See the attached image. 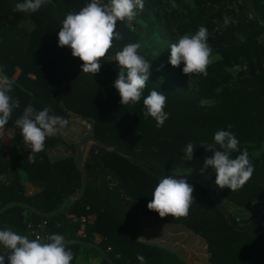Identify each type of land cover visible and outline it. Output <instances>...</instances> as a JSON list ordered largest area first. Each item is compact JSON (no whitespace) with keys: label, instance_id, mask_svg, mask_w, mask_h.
Returning a JSON list of instances; mask_svg holds the SVG:
<instances>
[{"label":"trees","instance_id":"obj_1","mask_svg":"<svg viewBox=\"0 0 264 264\" xmlns=\"http://www.w3.org/2000/svg\"><path fill=\"white\" fill-rule=\"evenodd\" d=\"M19 2L23 0H0V68L15 81L10 95L20 102L5 129L12 133L18 129L14 121L28 104L37 110L51 106L54 114L69 123L76 119L89 125L88 135L144 168L91 145L83 160L85 194L60 213L81 187L75 154L79 141L71 146L72 156L51 162L46 151L63 143L61 135L46 139L40 153L23 149L16 140L17 155L7 159L0 148V173L7 180L0 186V210L9 203H23L38 213L11 207L0 215V230L11 228L34 239L28 225L39 231L38 226L47 221V236L60 234L65 241L97 244L112 264H140L138 255L144 257V264H182L169 252L139 241L141 225L132 211L138 207L202 237L215 264H264V217L244 231L228 222L230 217L245 226L264 208V0H144V9L134 20L117 22L116 31L123 39L113 41L95 76L82 72V61L72 56L70 48L58 46L67 14L79 12L91 0H47L29 16L34 30L5 25L19 16L14 12ZM225 17L232 21L227 26ZM201 26L209 32L212 63L206 77L185 75L183 63L170 65V45ZM130 43L141 45L138 51L150 62V77L141 100L122 106L114 87L118 62L111 60ZM152 90L167 97L164 111L169 117L159 128L143 115V98ZM218 130L231 131L239 141V150L231 158L246 150L254 167L250 180L237 191L218 188L213 169L201 171L205 157L213 156L206 148L214 143ZM188 143L194 146L191 161L184 151ZM146 168L160 176L197 179L211 194L201 184L189 182L194 187L189 214L161 218L147 208L160 177ZM24 183L39 191L27 195ZM81 217L87 222L84 236L78 237ZM67 247L74 254L71 264L87 263L93 257L99 258L98 264H110L95 249L78 244Z\"/></svg>","mask_w":264,"mask_h":264},{"label":"clouds","instance_id":"obj_2","mask_svg":"<svg viewBox=\"0 0 264 264\" xmlns=\"http://www.w3.org/2000/svg\"><path fill=\"white\" fill-rule=\"evenodd\" d=\"M46 2L47 0H23L15 4L14 12L25 14L27 18L21 24L34 30L35 25L29 16L36 13ZM144 7V0H108L106 4L100 3V0H91V3L79 12L67 14L58 33V46L70 48L72 56L82 61V72L95 76L101 69L100 61L113 47V41L123 39L116 31L117 22H131ZM172 7L175 8L176 5L173 3ZM231 22L229 17L224 18V26ZM208 37V29L204 26L195 34L180 36L177 42L170 45V65L178 67L183 63L182 71L185 75L197 74L206 77L207 68L212 63V49L208 44ZM140 47L139 43L127 44L116 52L111 60L118 62V78L114 87L119 93L122 106L139 102L149 82L150 62L139 54ZM14 84L15 81L4 76L0 68V130L8 124L13 110L20 107L19 100L10 95ZM166 100L167 97L157 90H152L143 98V115L146 119L150 117L155 120L157 128L162 127L169 117L164 111ZM14 122L16 128L21 130L31 153L44 151L46 139L66 135L65 130L69 125V120L54 114L51 106L46 105L42 110H37L32 104H28ZM238 145L239 141L234 133L218 130L214 134V143L206 148L213 156L205 157L201 171L213 169L215 184L220 189L237 191L250 180L254 172L246 150L236 158H231V154L239 150ZM184 151L187 159L191 161L193 144L188 143ZM58 154H62V157L70 155L62 145H57L56 149L49 153L50 158ZM193 192V185L186 179L174 176L160 177L147 208L158 213L161 218L186 217L194 202ZM0 249H3L0 264H5V261L7 264H71L74 258L72 250L65 243V237L60 234H50L46 237L36 235L34 239H30L29 235L18 234L7 227L0 230ZM137 259L140 264H144L142 255H138Z\"/></svg>","mask_w":264,"mask_h":264},{"label":"crops","instance_id":"obj_3","mask_svg":"<svg viewBox=\"0 0 264 264\" xmlns=\"http://www.w3.org/2000/svg\"><path fill=\"white\" fill-rule=\"evenodd\" d=\"M27 17L23 13H19V16L12 18L9 22L5 23L6 26H18L29 27L25 24H21ZM66 135H61L63 139V148L70 153L67 157L73 155L71 146L80 141L83 137L90 133V126L80 122L78 120H70L67 127ZM19 144V143H18ZM91 145H87L84 149L83 160L87 158ZM17 141L10 130L5 128L0 130V148L7 154V159L17 155ZM57 146L50 148L46 151V155L49 161H59L67 158L62 157V154H58L53 158H50V151L55 150ZM91 180H94V174H91ZM24 190L27 195H33L39 191V189L30 184L24 183ZM135 218L141 225V232L139 234V241L143 244L154 246L163 249L172 254L182 264H215L211 262L210 255L207 251V244L205 240L191 232L189 229L180 224L166 223L159 218H156L149 214L142 208H132ZM94 217H91L90 221H93ZM97 241H100L99 239ZM91 261L99 262L95 260Z\"/></svg>","mask_w":264,"mask_h":264},{"label":"water","instance_id":"obj_4","mask_svg":"<svg viewBox=\"0 0 264 264\" xmlns=\"http://www.w3.org/2000/svg\"><path fill=\"white\" fill-rule=\"evenodd\" d=\"M90 144L96 145V146H98V147H100L102 149H105L107 151H110V152L119 154V155H121L123 157H126L134 165L143 167L141 164H139V162H137L136 160H133L132 158H130L129 156H127V154H125L124 152H122L120 150H117L115 148L110 147L109 145L105 144L104 142L96 139L94 136L88 135V136L84 137L83 139H81L77 143L76 148H75L76 163H77V166H78V169H79V172H80L81 187H80V190L77 191L74 194V196L70 199V201L65 205V207L62 210H60V213H63L64 210L70 208L73 205L74 202L80 200L84 196V194H85L86 187H87V176H86L85 169L83 167V150L85 149V147L87 145H90ZM146 170L149 171V172H151L147 168H146ZM151 173L154 174L153 172H151ZM154 175L157 176V177H163V176H160L158 174H154ZM174 178H183V179H186L188 182L199 183V184H201L207 190V192L209 194H211V191L209 190V188L203 182H201V181H199L197 179L190 178V177H174ZM212 198L215 200V202L219 206L220 210L225 213L224 208L219 204V202L215 199V197L212 196ZM14 206H21V207L26 208L29 211H33L35 213H38V211H36L35 209H33L32 207H30V206H28L26 204H23V203H9V204L5 205L0 210V215L3 214L5 211H7L9 208L14 207ZM263 217H264V208L259 213V215L255 218V221H251L249 224H247L245 226H238L237 224H235L233 222V220L230 217H228V222H229V224L234 229L239 230V231H244V230L252 227V225L254 224V222L260 221ZM65 243H66V245H68V244H78V245L83 246V247H87V248H90V249H95L96 251H98L101 254V256L105 260H108L109 261L106 252L101 247H99L97 244L86 243V242H83V241H65ZM109 263L112 264L110 261H109Z\"/></svg>","mask_w":264,"mask_h":264},{"label":"built area","instance_id":"obj_5","mask_svg":"<svg viewBox=\"0 0 264 264\" xmlns=\"http://www.w3.org/2000/svg\"><path fill=\"white\" fill-rule=\"evenodd\" d=\"M100 3L103 4V0H100ZM13 136L18 141L19 145L23 149H25L27 151H31L30 147L25 144L23 136L21 135V130L20 129H17L16 131H14L13 132ZM29 159L32 160V156L31 155L29 156ZM6 183H7V180H6L5 176L0 173V186L3 185V184H6ZM79 222H80V227H79V230L77 231V236L78 237H83L84 236V225L87 222V218L86 217H81L79 219ZM32 227H33L32 224L28 225V228L31 230V235L34 236V238H35L36 235H39L41 237H46L47 236L45 234V232H44L45 223H42L41 225L38 226L39 231L33 230ZM262 227L264 228V222L262 223ZM0 254H3V250H1V249H0ZM5 264H7V261H5ZM88 264H98V263L92 261V262H90Z\"/></svg>","mask_w":264,"mask_h":264},{"label":"rangeland","instance_id":"obj_6","mask_svg":"<svg viewBox=\"0 0 264 264\" xmlns=\"http://www.w3.org/2000/svg\"><path fill=\"white\" fill-rule=\"evenodd\" d=\"M187 1V0H186ZM248 2L250 3V0H248ZM264 25V24H263ZM263 39H264V36H263ZM90 260H95V261H99V258L98 257H93L92 259ZM90 260H88L87 262H89ZM92 262V261H91ZM85 263V262H83Z\"/></svg>","mask_w":264,"mask_h":264}]
</instances>
